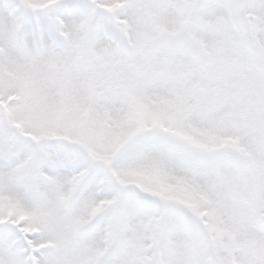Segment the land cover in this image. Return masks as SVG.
Segmentation results:
<instances>
[{
    "label": "snow or ice",
    "instance_id": "1",
    "mask_svg": "<svg viewBox=\"0 0 264 264\" xmlns=\"http://www.w3.org/2000/svg\"><path fill=\"white\" fill-rule=\"evenodd\" d=\"M0 264H264V0H0Z\"/></svg>",
    "mask_w": 264,
    "mask_h": 264
}]
</instances>
